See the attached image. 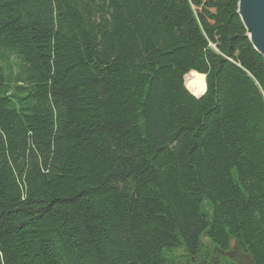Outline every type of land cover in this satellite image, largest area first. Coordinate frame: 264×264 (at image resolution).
<instances>
[{
  "label": "trees",
  "instance_id": "16d2710c",
  "mask_svg": "<svg viewBox=\"0 0 264 264\" xmlns=\"http://www.w3.org/2000/svg\"><path fill=\"white\" fill-rule=\"evenodd\" d=\"M238 11L0 0V264H264V58Z\"/></svg>",
  "mask_w": 264,
  "mask_h": 264
},
{
  "label": "water",
  "instance_id": "95a60500",
  "mask_svg": "<svg viewBox=\"0 0 264 264\" xmlns=\"http://www.w3.org/2000/svg\"><path fill=\"white\" fill-rule=\"evenodd\" d=\"M238 14L255 50L264 58V0H238ZM205 93L196 98H202Z\"/></svg>",
  "mask_w": 264,
  "mask_h": 264
},
{
  "label": "rangeland",
  "instance_id": "374dc122",
  "mask_svg": "<svg viewBox=\"0 0 264 264\" xmlns=\"http://www.w3.org/2000/svg\"><path fill=\"white\" fill-rule=\"evenodd\" d=\"M198 87L199 85L197 83H191L190 90L193 92L194 95H198ZM202 244L210 251L211 255H214V253L211 252V250H214L208 239L203 237ZM175 255V258L177 260V264H190L189 260L184 257V251H175L173 254ZM225 258H227L229 261L233 262L234 264H253L252 259L244 255L239 249L233 248L229 253H226L224 255Z\"/></svg>",
  "mask_w": 264,
  "mask_h": 264
},
{
  "label": "bare ground",
  "instance_id": "6f19581e",
  "mask_svg": "<svg viewBox=\"0 0 264 264\" xmlns=\"http://www.w3.org/2000/svg\"><path fill=\"white\" fill-rule=\"evenodd\" d=\"M242 20V19H241ZM248 36V35H247ZM249 38V37H248ZM199 85L198 87V95L202 96L205 93V89H206V84L205 82H198L197 83Z\"/></svg>",
  "mask_w": 264,
  "mask_h": 264
}]
</instances>
